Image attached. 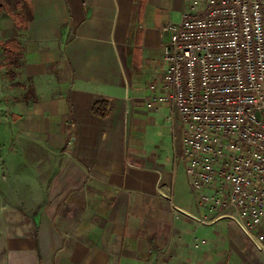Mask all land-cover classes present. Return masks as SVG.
<instances>
[{"label":"crops","instance_id":"1","mask_svg":"<svg viewBox=\"0 0 264 264\" xmlns=\"http://www.w3.org/2000/svg\"><path fill=\"white\" fill-rule=\"evenodd\" d=\"M6 2L0 118L13 143L3 142L5 165L26 189L21 208L6 210L30 217L11 235L7 264L263 260L245 236H218L232 223L189 216L198 208L190 186H178L179 116L169 102L149 106L166 71L163 28L194 0ZM97 99L110 101L107 116L94 112Z\"/></svg>","mask_w":264,"mask_h":264},{"label":"built area","instance_id":"2","mask_svg":"<svg viewBox=\"0 0 264 264\" xmlns=\"http://www.w3.org/2000/svg\"><path fill=\"white\" fill-rule=\"evenodd\" d=\"M166 71L153 101L169 102L176 160L198 223L228 218L264 248V11L262 0H194L163 28ZM158 89V88H157ZM205 242L197 239L196 245Z\"/></svg>","mask_w":264,"mask_h":264},{"label":"rangeland","instance_id":"3","mask_svg":"<svg viewBox=\"0 0 264 264\" xmlns=\"http://www.w3.org/2000/svg\"><path fill=\"white\" fill-rule=\"evenodd\" d=\"M13 1L14 0H12V4ZM262 5L264 10V0H262ZM0 102H2L1 99ZM2 122L3 121L0 118V264H7L9 250L14 247L11 235L17 234L18 236H21L23 234L21 232V228L24 226L25 220L30 217L26 216L22 219L19 216V214L21 213H19L17 210L11 211L10 209V212L6 210L11 206H17L19 209V207L21 206V195L25 194L24 191L26 189L19 187L21 186L22 181H15V179H7L8 172L5 165L6 157L4 153L3 142H12V136H8L5 131V126L4 124H2ZM181 185H183L184 187H187V185H189L187 173H180L178 177V186L180 187ZM198 214H201L203 216L205 214V211L198 209ZM223 220L229 222L230 225L232 223V225L229 227L228 232H226V229H217L218 236L222 237L227 235V237L230 236L233 239L245 236L249 241L250 248L252 247L251 250L255 252L264 251V248H258L257 245L253 242V240L249 236H247V234L233 221L228 218H224L218 221ZM23 229H25V227H23ZM257 264H264V258L263 260H257Z\"/></svg>","mask_w":264,"mask_h":264},{"label":"trees","instance_id":"4","mask_svg":"<svg viewBox=\"0 0 264 264\" xmlns=\"http://www.w3.org/2000/svg\"><path fill=\"white\" fill-rule=\"evenodd\" d=\"M7 0H0V12L6 7ZM264 11V10H263ZM18 22H21L19 20ZM110 101L108 99H97L94 102V112L105 117L109 112Z\"/></svg>","mask_w":264,"mask_h":264}]
</instances>
